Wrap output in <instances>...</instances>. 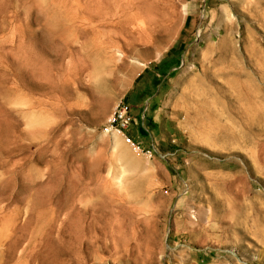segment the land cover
Instances as JSON below:
<instances>
[{"label":"rangeland","instance_id":"374dc122","mask_svg":"<svg viewBox=\"0 0 264 264\" xmlns=\"http://www.w3.org/2000/svg\"><path fill=\"white\" fill-rule=\"evenodd\" d=\"M0 264H264V0H0Z\"/></svg>","mask_w":264,"mask_h":264},{"label":"built area","instance_id":"2783aa9c","mask_svg":"<svg viewBox=\"0 0 264 264\" xmlns=\"http://www.w3.org/2000/svg\"><path fill=\"white\" fill-rule=\"evenodd\" d=\"M137 123V119L132 113V106L124 99H119L112 107L102 130L105 133L119 134L125 144L137 153L150 154L154 147L142 144L131 131V126Z\"/></svg>","mask_w":264,"mask_h":264}]
</instances>
